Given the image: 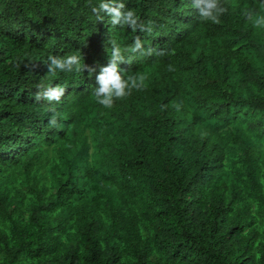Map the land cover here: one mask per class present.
Instances as JSON below:
<instances>
[{"label": "trees", "instance_id": "obj_1", "mask_svg": "<svg viewBox=\"0 0 264 264\" xmlns=\"http://www.w3.org/2000/svg\"><path fill=\"white\" fill-rule=\"evenodd\" d=\"M0 264H264V0H0Z\"/></svg>", "mask_w": 264, "mask_h": 264}]
</instances>
